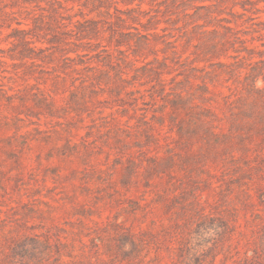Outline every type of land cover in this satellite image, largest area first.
Wrapping results in <instances>:
<instances>
[{
  "label": "rangeland",
  "instance_id": "obj_1",
  "mask_svg": "<svg viewBox=\"0 0 264 264\" xmlns=\"http://www.w3.org/2000/svg\"><path fill=\"white\" fill-rule=\"evenodd\" d=\"M0 264H264V0H0Z\"/></svg>",
  "mask_w": 264,
  "mask_h": 264
}]
</instances>
